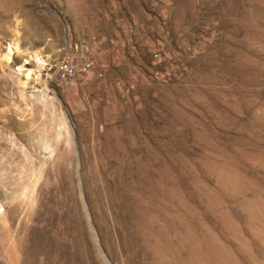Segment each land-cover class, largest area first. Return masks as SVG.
Instances as JSON below:
<instances>
[{
    "label": "rangeland",
    "instance_id": "374dc122",
    "mask_svg": "<svg viewBox=\"0 0 264 264\" xmlns=\"http://www.w3.org/2000/svg\"><path fill=\"white\" fill-rule=\"evenodd\" d=\"M0 63V264H264V0H0Z\"/></svg>",
    "mask_w": 264,
    "mask_h": 264
},
{
    "label": "built area",
    "instance_id": "2783aa9c",
    "mask_svg": "<svg viewBox=\"0 0 264 264\" xmlns=\"http://www.w3.org/2000/svg\"><path fill=\"white\" fill-rule=\"evenodd\" d=\"M78 45L84 47V53L80 55V58H62L59 59L55 65L56 79L60 84L74 79L79 74L88 73L92 69L91 61L85 53L88 49V43L80 39ZM97 74L100 75V72H97Z\"/></svg>",
    "mask_w": 264,
    "mask_h": 264
},
{
    "label": "bare ground",
    "instance_id": "6f19581e",
    "mask_svg": "<svg viewBox=\"0 0 264 264\" xmlns=\"http://www.w3.org/2000/svg\"><path fill=\"white\" fill-rule=\"evenodd\" d=\"M15 49H17L16 48V46L14 45V44H9V47H8V49L6 50V52L3 54V59H4V61H5V63L7 64V62H9L10 60H11V54H12V52L15 50ZM15 52V51H14ZM33 58H34V60H35V62L38 64V66L39 65H41V64H43V63H45V59H43V57H41L38 53L37 54H35L34 56H32ZM13 59V58H12ZM26 61H24V63H25ZM24 63H22L19 67H21V68H23V67H25L24 65ZM1 64V63H0ZM3 64V63H2ZM25 69H27V68H25ZM29 70H31V69H28L27 71H26V73H25V79L27 80L28 79V77H29ZM25 80V81H26ZM132 146V145H131ZM107 156V155H106ZM138 158V157H137ZM139 159V158H138ZM119 161V160H118ZM120 162V161H119ZM121 164V163H120ZM109 166H110V164H109ZM138 167V166H137ZM118 169V168H117ZM128 170V169H127ZM134 170V169H133ZM92 173V172H91ZM100 173V172H99ZM111 173V172H110ZM127 173V172H126ZM136 173V172H135ZM86 175V174H85ZM90 175V174H89ZM116 176V175H115ZM97 180V179H96ZM121 180V179H120ZM135 186V185H134ZM109 188V187H108ZM116 190V189H115ZM133 206V205H132ZM124 207V206H123ZM121 208V207H120ZM131 212V211H130ZM3 233L5 234V231H3ZM139 234V233H138ZM19 245V244H18ZM45 245H47V244H45ZM20 248H22V247H20ZM49 248V247H48ZM16 249V248H15ZM23 249V248H22ZM37 252V251H36ZM21 254V253H20ZM22 257V256H21Z\"/></svg>",
    "mask_w": 264,
    "mask_h": 264
}]
</instances>
